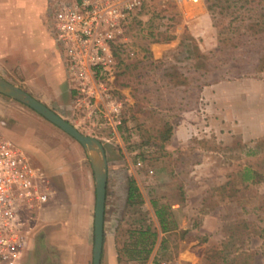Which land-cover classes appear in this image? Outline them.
Wrapping results in <instances>:
<instances>
[{"label":"rangeland","instance_id":"374dc122","mask_svg":"<svg viewBox=\"0 0 264 264\" xmlns=\"http://www.w3.org/2000/svg\"><path fill=\"white\" fill-rule=\"evenodd\" d=\"M139 4L113 47V80L105 85L102 113L87 117L84 105L73 110L65 90L59 108L53 96L41 95L39 81L22 85L15 59L0 64L2 79L20 83L16 87L101 143L107 191L119 201L130 179L139 191V227L152 223L142 210L149 201L158 208L179 205L168 220L185 229L163 236L161 262L173 264L181 253L183 264H264V177L258 176H264V0ZM49 5L54 12L53 0ZM46 18L52 32V15ZM1 100L0 108L18 119L0 115V136L24 147L18 135L1 130L31 133L55 170L51 201L69 215L72 205L74 211L84 205L89 185L94 201L83 148L26 107ZM111 103L118 113L104 116ZM75 219L82 222L83 214ZM197 247L207 258H197Z\"/></svg>","mask_w":264,"mask_h":264},{"label":"crops","instance_id":"0c3cea01","mask_svg":"<svg viewBox=\"0 0 264 264\" xmlns=\"http://www.w3.org/2000/svg\"><path fill=\"white\" fill-rule=\"evenodd\" d=\"M50 3L51 0H0V64L3 66V61L10 58L15 59L17 66L13 70L18 72L19 79L25 80L22 85L33 87L39 81L38 83L45 88V92L41 95L53 96V101L59 105V108L64 107L61 104L64 101L61 93L62 90H65L72 98L74 110L79 105L82 106L83 103L79 104L76 101L77 94L66 78L64 67L59 58L60 51L52 39L53 32L50 31L47 24L46 15H49ZM0 77L5 78L1 74ZM15 85L19 86L20 83ZM210 87L207 90L211 89ZM209 92L211 93V90ZM3 97L0 95L1 104ZM36 100L45 101L38 97ZM14 103L18 102L14 101ZM100 105L95 101L92 107L86 108L87 117H91L96 111L102 113L99 109ZM102 108H104L103 103ZM103 110V115L107 116V110ZM29 111L35 113L30 109ZM0 115L15 119L16 122L18 119L4 107L0 108ZM17 125L14 124L15 127ZM1 133L14 134L18 135L19 139L22 138L24 147L18 145L20 140L17 142L11 139V141L5 137L35 163H33L34 166L44 173L48 182L49 179L55 177V170L50 167L46 158L48 156H45L43 148L33 138L34 135L31 133L20 134L15 128H3ZM29 135L31 140L28 139ZM24 136L26 138H23ZM86 193L84 205H78L76 211L72 205L69 215L64 208H61L54 200L51 201L50 198L41 205L40 210L34 213L26 248L18 264H92L95 196L93 201L90 185ZM117 197L116 192L109 193L106 189L100 264H164L163 261H160L161 258H158L163 236L172 231L185 229L180 223L168 220L170 214L173 213V210L178 209L179 205H170L169 208H165L167 233L161 232L155 211L151 206L152 201H149L150 207L142 208L152 222L147 226L150 227L151 232L156 233L150 254L143 259L137 257L140 248L137 220L139 208L137 205L128 207L127 189L122 193L119 201H117L119 199ZM76 212L78 215L83 214L82 222L75 219ZM127 217L130 218L129 222H127ZM143 229H146V226ZM197 251V258H207L202 251L199 252L198 247ZM186 260V256L179 253L173 264H183ZM166 264H170V262Z\"/></svg>","mask_w":264,"mask_h":264},{"label":"built area","instance_id":"2783aa9c","mask_svg":"<svg viewBox=\"0 0 264 264\" xmlns=\"http://www.w3.org/2000/svg\"><path fill=\"white\" fill-rule=\"evenodd\" d=\"M139 0H53V39L67 80L85 108L107 102L105 85L113 80V47ZM96 106V105H95ZM107 114L118 108L108 104ZM51 197L49 182L31 159L0 136V264H18L26 248L34 213Z\"/></svg>","mask_w":264,"mask_h":264},{"label":"water","instance_id":"95a60500","mask_svg":"<svg viewBox=\"0 0 264 264\" xmlns=\"http://www.w3.org/2000/svg\"><path fill=\"white\" fill-rule=\"evenodd\" d=\"M0 95L32 110L73 139L85 151L93 173L95 188L92 264H100L107 183V162L103 146L95 138L79 133L71 124L60 118L52 110L2 78H0Z\"/></svg>","mask_w":264,"mask_h":264},{"label":"trees","instance_id":"16d2710c","mask_svg":"<svg viewBox=\"0 0 264 264\" xmlns=\"http://www.w3.org/2000/svg\"><path fill=\"white\" fill-rule=\"evenodd\" d=\"M80 1V0H77ZM259 177H264L262 175H258ZM249 178H245V180H248ZM143 204L141 196L139 194V191L135 185V183L133 182V180H128L127 183V205L128 207L131 206H135L137 205V207H141ZM151 206L155 211V216L158 220V223L160 225V229L162 233H167V223H166V219H165V208L164 207H160L158 208L156 202L152 201L151 202ZM138 213H139V209H138ZM143 226V225H142ZM146 226V229H143ZM143 226V228L140 226L139 230H138V243H139V251L137 253V257L138 258H147L150 254L151 248L153 246V242L155 241L156 238V233H153L150 231V227L145 225ZM262 235L264 237V231L262 232Z\"/></svg>","mask_w":264,"mask_h":264}]
</instances>
